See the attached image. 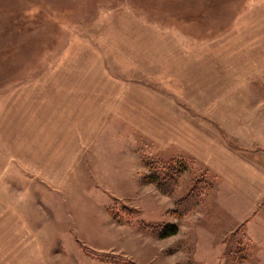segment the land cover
Instances as JSON below:
<instances>
[{
	"label": "rangeland",
	"instance_id": "374dc122",
	"mask_svg": "<svg viewBox=\"0 0 264 264\" xmlns=\"http://www.w3.org/2000/svg\"><path fill=\"white\" fill-rule=\"evenodd\" d=\"M246 1L0 0V154L10 144L15 152V143L27 134L19 129L24 125L20 108H12L15 101L8 98L20 88L48 102L54 95L60 98L71 92V100H60L71 107L61 105L58 116L77 127L79 140L84 136L81 126L90 123L87 117L100 113L93 106L100 101L91 100L88 93H109V105L121 92L168 93L97 34L119 16L134 14L144 25L161 30L205 29L208 42L213 30L222 38L229 35V28L244 18ZM161 101L156 102L166 107ZM166 101H174L176 108L186 107L177 104L175 97ZM164 107L163 111L168 109ZM115 113L114 108L103 120L112 121ZM160 118L163 122L164 117ZM229 137L233 136L226 138L237 146L233 148L238 155L245 154L247 149ZM258 150L252 149L253 154L259 155ZM108 151L105 163H94L88 155L82 162L42 165L46 175L51 171L60 175L58 184L46 180L40 187L31 179L37 166L25 170L30 175L29 203L36 202L40 221L50 224L44 250L56 260L66 262L67 258L71 264H264V195L257 199L248 194L246 180L237 187L201 163L188 164L181 174L182 167L175 162L149 157L147 145L136 174L132 161L133 165L122 164V152ZM11 166L19 171V164ZM170 168L176 181L166 178L172 173ZM167 224L176 225L177 232L158 238V231Z\"/></svg>",
	"mask_w": 264,
	"mask_h": 264
},
{
	"label": "crops",
	"instance_id": "0c3cea01",
	"mask_svg": "<svg viewBox=\"0 0 264 264\" xmlns=\"http://www.w3.org/2000/svg\"><path fill=\"white\" fill-rule=\"evenodd\" d=\"M229 29L224 38L213 30L206 42L205 29L161 30L144 25L134 14H123L110 27L98 30L108 46L168 93L121 92L110 105L109 93H88L91 100L100 101L93 105L100 113L87 117L90 123L81 126L83 140L68 118L58 116L61 105L71 107L69 102L60 103L71 100V92L60 98L54 95L52 102L40 100L38 94L33 97L26 88L10 94L11 103L15 101L12 108H20L24 125L19 129L27 134L15 143V152L10 144L0 154V244L5 249L0 251V264H71L44 250L50 224L39 219L37 192L35 204L29 203L30 175L25 170L30 165L32 170L37 166L31 179L44 187L46 180L58 184L61 178L54 171L46 175L42 165L82 162L88 155L94 163H105L108 149L114 148L122 152L123 165H131L130 161L136 165L131 169L137 174L147 145L149 157L175 162L182 167L181 174L188 164L201 163L237 187L246 180V191L257 199L264 195V0H247L244 18ZM172 97L186 107L166 101ZM138 99L147 102L137 103ZM114 108L113 120L104 121ZM156 115H162L163 122ZM229 134L233 144L238 141L247 149L245 154L238 155L233 148L237 146L228 143ZM252 149H259V155ZM14 163L19 171L14 172Z\"/></svg>",
	"mask_w": 264,
	"mask_h": 264
},
{
	"label": "trees",
	"instance_id": "16d2710c",
	"mask_svg": "<svg viewBox=\"0 0 264 264\" xmlns=\"http://www.w3.org/2000/svg\"><path fill=\"white\" fill-rule=\"evenodd\" d=\"M170 169H173V168H170ZM175 169V167H174ZM174 169L172 170V173L167 177H170V181H176L175 177L174 176ZM176 175V174H175ZM165 178V177H164ZM172 183V182H171ZM174 184V183H173ZM172 187V186H171ZM173 188V187H172ZM170 188V189H172ZM169 190L165 189V192H168ZM189 195V194H188ZM177 232V227L176 225L174 224H167L165 226H163L157 233V237L158 238H164V237H167V236H171V235H174L175 233ZM126 261V260H125ZM128 264H133V263H128Z\"/></svg>",
	"mask_w": 264,
	"mask_h": 264
}]
</instances>
